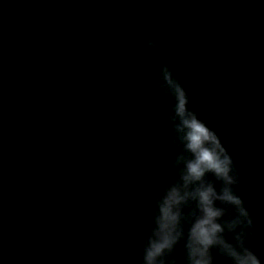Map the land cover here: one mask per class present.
Wrapping results in <instances>:
<instances>
[{"label":"water","instance_id":"obj_1","mask_svg":"<svg viewBox=\"0 0 264 264\" xmlns=\"http://www.w3.org/2000/svg\"><path fill=\"white\" fill-rule=\"evenodd\" d=\"M50 3L56 8L48 9ZM162 65L231 153L240 172L236 190L253 217L248 244L264 257V0H0V113L17 103L21 111L41 106L36 91L58 92L52 120L25 121L24 140L16 146L5 140L0 148V246L11 243L12 264L114 260L121 250L111 247L109 230L122 224L121 214L97 211L98 220L112 223L86 229L84 252L75 253L69 242L73 216L94 219L81 198L96 200L104 188L97 182L94 192L89 185L97 179L105 188L121 184L138 203L133 215L152 221L155 200L175 178L179 150L169 120L172 99L160 87ZM110 83L119 89L116 106ZM20 150L41 161L57 155L51 159L57 166L72 162L82 178L62 177L70 182L66 199L48 187L33 192L28 173L19 177L8 166ZM175 249L184 264L182 242ZM216 264L225 261L216 256Z\"/></svg>","mask_w":264,"mask_h":264},{"label":"clouds","instance_id":"obj_2","mask_svg":"<svg viewBox=\"0 0 264 264\" xmlns=\"http://www.w3.org/2000/svg\"><path fill=\"white\" fill-rule=\"evenodd\" d=\"M160 87L172 99L169 120L179 150L172 162L175 178L155 200L141 264H176L172 253L181 242L184 264H216V256L225 264H264L248 244L253 217L236 190L240 172L231 153L189 107L186 89L167 65L161 66Z\"/></svg>","mask_w":264,"mask_h":264}]
</instances>
